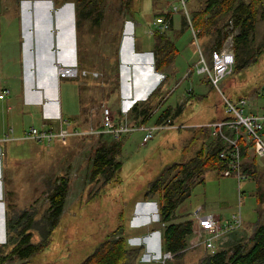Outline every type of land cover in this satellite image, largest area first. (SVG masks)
<instances>
[{"label":"rangeland","instance_id":"rangeland-1","mask_svg":"<svg viewBox=\"0 0 264 264\" xmlns=\"http://www.w3.org/2000/svg\"><path fill=\"white\" fill-rule=\"evenodd\" d=\"M12 1L15 3L18 0H0V14L6 16L4 30L8 39L14 40L17 38L18 28L17 22L14 21ZM26 1L22 0L23 3ZM57 1L61 0H55L58 5ZM149 1L151 10L145 15L150 18L149 23H151L154 20L153 15L160 12L156 10L160 4L158 5L154 0ZM204 2L205 0L190 2L191 14L200 10ZM144 4H149L148 0H105L104 20L96 26L85 24L81 34L77 31L80 61L85 64L87 71L97 72L100 75L99 78H93L100 85L97 86L95 83L90 86L94 94L102 89V99H94L95 102L90 104L91 110L87 121L92 126L101 120L102 111L106 106L118 115H123V111L109 103L115 88L116 57L123 34L126 37L132 35L131 27L127 22L134 20L136 14H143L146 11ZM8 16L11 20H8ZM146 16L145 20H147ZM183 23L187 26L185 27ZM149 30V25L144 22L135 30L137 40L143 41L146 46L154 43ZM233 31L235 35L240 32L234 29V26ZM166 34L168 37L171 36L179 51L177 67L180 74L167 86L160 109L168 106L176 107L192 88L201 99H193L186 103L174 121L175 128L172 126L173 129L158 131L147 145H142L143 132L130 134L131 137L125 143L119 157L123 166L118 171L120 173L116 176L117 181L114 180L109 184L104 183L105 179L91 182L93 157L100 144L116 139L106 136L72 137L65 142H58L60 145L56 149L52 148L53 145L43 147L40 151L31 150V142L10 146V153L13 152L21 159H26L25 156L28 155V160L17 167L12 166L8 169L6 166L4 169L3 186H0V245L7 240L5 231L7 218L15 212L21 213L33 208L38 212L37 218L40 219L48 208L51 186H56L62 177H66L69 182L66 207L59 225L52 233V242L43 254L32 258L28 264H82L115 231L119 232L117 237L124 233L123 236L130 247L140 245L145 247L136 264H160L166 252L162 245L166 224L161 223L159 218L158 197L146 200L144 195L149 184L166 165L186 163L196 156L205 141L201 138L196 140L195 132L199 127L205 126V123L217 119V109L222 105V97L217 88L208 82L206 76L198 75L194 65L196 59L197 63H200L202 55L207 62H212V55L217 51V41L212 37L207 36V39L202 36L206 40L205 47H202V38L198 41L194 39L188 23L178 13L174 16L173 30H168ZM50 40L51 36L47 39L48 44L51 43ZM250 43L249 47L253 53L247 47L241 51V68L236 66L234 73L223 80L220 88L232 102L246 98L249 102L257 104L259 115H264V7L258 15ZM241 47H243L242 43ZM247 62L248 65L245 66ZM70 87L76 86L71 84L69 87L68 85L61 87L63 96L65 93L69 96V101L64 97L65 106H70L72 102L79 104L78 98L70 100L72 95ZM88 91L86 95H92L91 90ZM157 107L159 105L156 104L154 112L158 110ZM245 114H248L246 108ZM158 115L159 113L155 114L147 124L148 127L156 126ZM128 117L130 123H135L131 117V110L128 111ZM29 121H25V125L33 124ZM182 125L185 127H181ZM36 127L40 128V126ZM206 145L207 142L205 147ZM205 179V183L196 185L191 197L179 207L174 222L188 220L194 222L197 211L219 215L224 220L232 214L241 212L243 226L232 233L228 245L247 237L250 226L257 222V210L260 208L256 197L257 183L247 180L239 186L234 175L223 176L217 172L207 173ZM260 186H264V183L260 182ZM194 227L196 228V225ZM193 237L194 235L191 236ZM37 239H39L38 234H36V242ZM204 251L202 247L189 249L182 257L170 261L174 264L177 262L197 264ZM6 264H20V262L13 261Z\"/></svg>","mask_w":264,"mask_h":264},{"label":"crops","instance_id":"crops-1","mask_svg":"<svg viewBox=\"0 0 264 264\" xmlns=\"http://www.w3.org/2000/svg\"><path fill=\"white\" fill-rule=\"evenodd\" d=\"M148 2L149 4H144V10L146 11L143 14L138 13L134 20L127 22V25L131 27L132 35L130 34L131 37H126L123 34L125 38L122 36L124 40L122 41L121 39L120 49L116 57L115 88L109 103L118 107L121 111L131 110V117L133 122H135L131 124L140 125L145 123L147 125L155 115L151 120L145 119L143 111L152 96L158 92L159 95L150 102L152 106L159 105L157 107L158 110L156 109L154 112V114L159 113L156 121L162 115V124L159 125H174L175 119L180 115L186 103L193 99L200 100L201 96L197 95L196 90L192 88L184 96V100L176 107L168 106L160 109L161 100L164 97L167 86L177 79L178 74H180V70L177 67L179 51L176 43L169 36L175 46L170 65L160 72L156 70L155 66L154 69L152 68L157 61L154 52L156 45L155 35L149 33L154 43L151 46H146L143 41L137 40L135 34L136 28L143 22L149 25V29L155 26L154 21L157 17L153 15L154 20L149 23L151 20L145 15L147 11L151 10L150 1L148 0ZM155 2L158 5L160 4L159 7H156V10L160 11V13L165 14L169 11L168 2ZM1 5L3 6V3ZM12 5L14 7V10L12 9L14 21L17 22L18 28V35L14 40L8 39V35L4 30L6 27L4 24L6 16L3 13L0 14V94L5 89L11 91L9 97L0 99V186H3V173L6 166L10 169L12 166L17 167L28 160V155L25 156L26 159H21L13 152L10 153V146L15 147L22 142H31V150L40 151L43 147H47L34 140L23 139L24 133L29 128L40 126V128L58 129L63 125V121L67 120L71 121L73 126L87 128L91 125L87 121L91 110L90 104L95 102L94 99H102V89L99 88L100 90L94 94L93 88L90 87L95 83H97V86L100 85L95 79H91V77L76 80L61 79L58 75L57 69L59 65L78 66L81 70H86L87 68L78 56L75 5L72 2H59L57 5L55 0H27L24 3L22 0H18L15 3L12 1ZM145 16L147 20H145ZM183 19L185 18L183 17ZM8 20H11L10 16H8ZM183 25L187 26L184 23ZM173 28L174 18L170 30H173ZM49 36H51V43L48 44L47 39ZM204 38L208 39L207 36ZM201 40L202 47H205L206 40L203 38ZM195 51L197 53V49ZM197 64L196 59L194 65L197 66ZM163 78L165 80L161 81ZM201 83L203 84V80ZM71 84L76 87L69 88L72 94L70 100L78 98L79 101L77 105L72 102L70 105L72 107L64 105V97L69 101V96L66 93L63 96L64 93H62L61 88L62 85H68L69 87ZM88 90H91L92 95L87 96ZM87 97L89 98L87 99ZM241 100L247 101L245 108L248 114H259L257 104L249 102L246 98H241L234 103L239 104ZM216 113L217 119L205 123L203 127H208L211 123L226 118L223 103ZM27 118H30L29 120L33 122L32 125H25V121H29ZM100 123L101 120L94 125L99 127ZM173 127L163 130L173 129ZM181 127H185V125ZM203 127H199V130L195 132V139L201 138L202 141L207 142L205 147L207 150V147L211 144H218L219 140L212 136V130L209 127L210 135L206 138V134L201 132ZM11 130H13L15 140L4 141ZM125 137L126 141H124V137L118 139L121 140L123 149L131 136ZM59 145V143H56L52 148L56 149ZM246 164L250 172L249 180L256 182L258 184L256 186H260V182L263 184L264 159L257 158L253 151L251 159L246 160Z\"/></svg>","mask_w":264,"mask_h":264},{"label":"trees","instance_id":"trees-1","mask_svg":"<svg viewBox=\"0 0 264 264\" xmlns=\"http://www.w3.org/2000/svg\"><path fill=\"white\" fill-rule=\"evenodd\" d=\"M58 2L74 3L76 27L79 34L82 33L85 24L90 23L92 26H96L104 20L103 5L105 0H61ZM263 7L264 0H205L204 6L193 12V25L199 31V38L202 36L212 37L217 41V51H220L230 33L234 34L233 29L229 28L232 21L234 29L240 30L234 37V49L236 46L235 67L241 68V51L247 47L253 53L249 47L250 39L256 29L258 15ZM160 15H164V13L159 12L155 14V17ZM155 38L154 52L157 59L155 68L160 72L170 65L175 46L166 32H157ZM241 43L243 47H241ZM248 62L245 66L248 65ZM158 95L159 93L156 92L147 103L143 111L145 119L151 120L155 115V108L150 105V102ZM160 116L156 121L158 125L162 124V115ZM201 129V132L208 138L210 135L208 127ZM239 144L242 150L243 168L250 176L246 160L252 157L253 143L243 135L239 138ZM220 151L221 147L218 144H211L207 150L204 144L196 156L188 162L166 165L149 184L144 195L146 200L158 197L159 218L161 223L166 224L162 235L163 250L171 252L175 260L183 256L194 232L193 221L174 222L177 210L191 197L192 190L196 185L205 183L207 173L217 172L226 176L224 172L228 169V164L220 158ZM122 152L123 144L118 139L100 144L93 157L91 182L105 179L104 183L109 184L114 180L117 181L116 176L123 166L122 161L119 160ZM51 187L48 194V208L40 219L37 218L38 212L33 208H28L21 213L15 212L10 218H7L6 235L8 240L0 245V264L13 261L28 264V261L43 254L50 246L52 233L59 225L65 211L69 190L68 179L62 177L56 186ZM256 197L260 205L257 210V222L250 226L247 237L236 240L230 246L215 253L204 249V254L197 264H264V186L257 187ZM36 234L39 237L37 242L35 241ZM123 234L117 237L119 232L115 231L82 264H136L145 247L142 245L130 247ZM165 264L174 263L169 260ZM177 264L182 263L177 262Z\"/></svg>","mask_w":264,"mask_h":264},{"label":"built area","instance_id":"built-area-1","mask_svg":"<svg viewBox=\"0 0 264 264\" xmlns=\"http://www.w3.org/2000/svg\"><path fill=\"white\" fill-rule=\"evenodd\" d=\"M168 2L170 10L164 15H160L155 19V27L150 28V33L155 35L156 32H167L171 29L173 18L176 13L181 14L188 26L191 28L192 35L198 41L199 31L195 29L192 20V14L189 10V3L192 0H156ZM231 29L233 23L230 22ZM235 34H231L226 39L222 49L216 51L212 55V62L206 61L202 55L200 63L196 66L198 75L206 76L210 84L217 88L224 105L226 118L211 123L208 127L212 130V136L219 140L221 147L220 158L227 162L228 169L224 172L226 176L234 175L239 186L243 182L249 180V175L243 168V156L239 138L246 136L247 140L253 143L254 152L257 158L264 159V115L245 114L246 100H241L239 104H235L221 90L220 84L229 75H232L236 65V54L234 49ZM233 40V41H232ZM58 75L61 79H79V78H99V73L81 70L78 66H58ZM163 78L161 81H164ZM11 95L8 89L3 90L0 99H5ZM172 127L171 125H156L148 127L145 123L140 125L131 124L128 117V111H123V115H118L110 107H104L102 111L101 123L97 127L90 125L87 128L73 126L71 121H63V125L58 128H38L31 127L23 135V139L34 140L39 144L50 147L58 142H65L72 137H100L108 136L113 139H120L130 134L140 131L144 133L142 145H147L158 131ZM15 140L13 130L6 135L4 141ZM242 195V193H241ZM195 221L193 235L188 247L184 250L204 248L210 253H215L226 246L230 242L233 232L243 226V217L239 214H232L228 219H222L219 215L203 214L195 212ZM174 259L171 252H165L160 264Z\"/></svg>","mask_w":264,"mask_h":264},{"label":"bare ground","instance_id":"bare-ground-1","mask_svg":"<svg viewBox=\"0 0 264 264\" xmlns=\"http://www.w3.org/2000/svg\"><path fill=\"white\" fill-rule=\"evenodd\" d=\"M7 236V235H6ZM8 240V239H7ZM45 243V242H44ZM43 244V243H42ZM97 244V243H96Z\"/></svg>","mask_w":264,"mask_h":264}]
</instances>
